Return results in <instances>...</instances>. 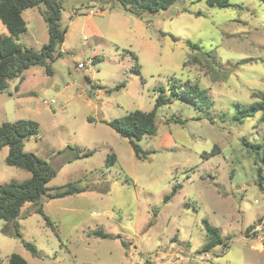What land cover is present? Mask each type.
Masks as SVG:
<instances>
[{
  "label": "rangeland",
  "instance_id": "obj_1",
  "mask_svg": "<svg viewBox=\"0 0 264 264\" xmlns=\"http://www.w3.org/2000/svg\"><path fill=\"white\" fill-rule=\"evenodd\" d=\"M57 1L68 28L64 54L52 74L33 64L0 90V124L37 121L40 132L23 150L56 170L50 187L86 190L41 197L55 229L36 211L39 204L22 207L20 233L39 256L13 223L0 220V263L18 253L30 264H264V191L257 184L264 163L243 141L260 143L263 152L264 121L260 114L233 119L237 103L250 104L258 99L253 91H264V2L211 7L178 0L137 16L108 0ZM46 9L24 11L19 42L27 48L40 50L49 40ZM2 33L9 32L0 19ZM177 79L207 89L213 105L201 111L177 97L160 106L158 131L139 141L147 154L138 159L107 122L151 111L161 87L168 95ZM78 148L93 154L74 158ZM111 153L117 161L108 167ZM8 154L9 146L0 149V186L31 176L7 164ZM204 220L224 240L209 250Z\"/></svg>",
  "mask_w": 264,
  "mask_h": 264
},
{
  "label": "trees",
  "instance_id": "obj_2",
  "mask_svg": "<svg viewBox=\"0 0 264 264\" xmlns=\"http://www.w3.org/2000/svg\"><path fill=\"white\" fill-rule=\"evenodd\" d=\"M102 1V0H100ZM109 2L120 3L123 8L137 16L144 13H154L162 9H167L178 0H108ZM201 0H193V2ZM211 7H227L230 6V0H205ZM264 2V0H260ZM46 5L47 9L43 12L44 19L48 24L49 40L40 50L27 48L19 42V37L27 29L23 12L26 9ZM0 19L5 24L8 34H0V90L8 88L10 80L21 76L24 69L33 64L45 65L47 71L52 74V63L62 57L64 52L62 45L68 28L62 25L61 3L57 0H0ZM174 40H177L173 36ZM187 43L193 49H201L197 43L188 40ZM134 57L135 53L129 51ZM197 59L196 57H194ZM138 68V67H137ZM139 71V68L137 69ZM161 94L156 98V103L151 111H143L140 109L130 111L128 114L114 118L108 121L111 126L122 137L127 138L135 152V156L141 159L146 156V152L142 149L139 141L145 136H154L158 131L157 110L160 106L170 104L175 98L183 97L190 101L199 110H206L213 105V100L208 94L207 89L201 88L198 83L190 84L182 83L175 80L170 88L169 94H165L164 87H161ZM253 96L258 99L250 104L237 103L233 112V119L244 121L246 118L260 114L264 121V91H253ZM224 114H227L224 112ZM212 123H215L213 116H209ZM176 122L178 119H175ZM185 119L181 122L184 123ZM40 132V125L35 120L21 119L14 122H4L0 124V149L9 146V154L6 158L7 164L25 169L31 173V176L24 181H10L0 186V220L11 222L15 226V234L23 241L24 246L35 256H39L40 252L37 246L25 240L19 230L18 218L21 215V209L27 202L39 204L36 211L40 212L48 224L55 229V224L51 218L45 213L41 197L46 195L51 198H61L74 193L85 191V187H79L74 183H68L65 186L52 188L49 182L56 176V170L48 163L41 159L33 152L23 150L24 142L32 135ZM243 141L252 147L258 156V159L264 163V151H260L261 144ZM93 151H84L78 148L74 158H82L90 156ZM215 154L213 151L204 153V157ZM117 161L115 153H111L106 159V165L109 167ZM257 184L264 191V167L258 166ZM51 192V190H53ZM177 191L173 189L171 194L165 196V201L171 198ZM25 216V215H24ZM209 241L204 245L205 250H209L215 245L222 243L220 229L211 225L204 220ZM104 236H108L105 234ZM0 264H30L22 255L12 253L6 263Z\"/></svg>",
  "mask_w": 264,
  "mask_h": 264
},
{
  "label": "built area",
  "instance_id": "obj_3",
  "mask_svg": "<svg viewBox=\"0 0 264 264\" xmlns=\"http://www.w3.org/2000/svg\"><path fill=\"white\" fill-rule=\"evenodd\" d=\"M78 66H79V67H84V66H85V63L80 62V63L78 64Z\"/></svg>",
  "mask_w": 264,
  "mask_h": 264
},
{
  "label": "crops",
  "instance_id": "obj_4",
  "mask_svg": "<svg viewBox=\"0 0 264 264\" xmlns=\"http://www.w3.org/2000/svg\"><path fill=\"white\" fill-rule=\"evenodd\" d=\"M23 14H24V12H23Z\"/></svg>",
  "mask_w": 264,
  "mask_h": 264
}]
</instances>
